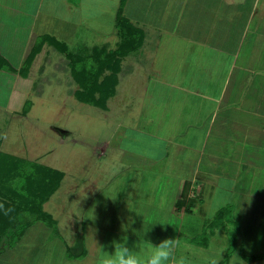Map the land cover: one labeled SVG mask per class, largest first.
<instances>
[{
  "label": "crops",
  "instance_id": "crops-1",
  "mask_svg": "<svg viewBox=\"0 0 264 264\" xmlns=\"http://www.w3.org/2000/svg\"><path fill=\"white\" fill-rule=\"evenodd\" d=\"M55 1L59 3L0 0L2 73L21 70L28 55L41 45L32 65L39 62L51 43L48 33L38 31V20L44 3L51 4L49 13L57 17ZM125 3L121 0L115 22L121 14L127 21L123 34L136 35L139 45L122 57L116 90L122 78L144 67L146 61H154L159 69L149 78L144 103L141 134L145 143L134 141L132 149L119 146L124 153L121 165L125 168L121 169L126 172L108 178L110 190L118 192L110 208H92L65 232H55V225L40 222L46 225L42 226L47 233L45 242H56L63 264H95L100 249L112 253V241L125 236L132 250L140 242L158 245L172 239L178 241L176 258L183 256L186 264H221L219 256L226 249L220 231L229 217L217 215L231 206L227 196L241 191L239 183L246 181L261 182L264 195V0H147L132 14L123 12ZM79 22L77 31L86 26ZM67 42L64 48L87 51L86 47L97 46ZM145 47L155 48L152 57ZM125 58L135 62L125 65ZM14 73V83L0 105L8 112L18 109V85L27 79ZM21 94L24 100L26 91ZM136 145L143 148L140 155ZM143 146L150 148L148 153ZM121 181L125 184L116 189ZM242 191L243 196L252 193ZM97 211L105 214L99 217ZM36 224L21 239L29 237L30 229L39 230ZM221 238L223 248L219 246L211 253L214 257L210 256L213 240ZM29 240L27 248L38 243Z\"/></svg>",
  "mask_w": 264,
  "mask_h": 264
},
{
  "label": "rangeland",
  "instance_id": "rangeland-1",
  "mask_svg": "<svg viewBox=\"0 0 264 264\" xmlns=\"http://www.w3.org/2000/svg\"><path fill=\"white\" fill-rule=\"evenodd\" d=\"M58 1L59 3L54 2L57 17H52L49 13L51 4L44 3L37 24L38 31L43 30L42 34L48 33V39H53H50L51 45L52 42L55 45L48 47L47 44L39 62L30 66L26 76L22 69H6L5 73L0 69V105L4 103L10 84L14 83L13 72H22V76L27 78L23 84L18 85L19 97L15 105L18 109L8 112L0 106V154H8L17 161H27L28 169L37 164L56 169L62 172L63 176L53 185L54 189L51 191L50 185H33L32 188H41L37 193L39 198L37 195L34 197V203L43 208V211L41 215L35 216V219L32 218L33 215H29L34 219L32 224L38 223L36 225L40 229H30L29 237L19 239L15 236L16 224L13 225V230L11 228L0 239V264H63L54 247L56 242H45V224L49 223L52 227L55 225V232H65L74 220L85 219L92 208H110L118 192L110 190L108 178L126 172L121 169L125 168V165H121L124 153L119 146L126 149L131 147L134 141L145 143L141 134V120H144L146 111L144 103L151 84L149 78L151 75L155 77L159 72L155 62L146 61L144 67L142 65L134 73L132 70L122 78L117 90L114 87L113 94L106 100L103 99L106 106L102 108L78 99L75 92L80 86L73 76L72 69V64L77 66V59L83 60V56L90 54L96 46L90 49L86 47L87 51L82 47L77 49L69 46L75 51H70L69 47L64 48V42L75 44L78 41L77 33L81 36L80 42H77L81 46L94 44L102 47L107 44L110 49L118 47L121 37L118 35L120 27L118 22L116 24L115 17L121 0H66L71 5ZM146 2L147 0H126L123 12L132 14L133 10ZM139 12L141 17L142 11ZM79 19L86 26L77 31ZM136 26L135 31H138ZM145 48L149 52L147 56L152 57L153 54L150 53H154L155 48L151 51L150 48ZM139 51L142 50L139 49L135 53L139 55ZM142 55L145 53L142 52ZM125 62L126 65L135 61L133 58H125ZM158 65L162 69V66ZM112 73V69H106L100 80L105 81V77L108 78ZM25 91L26 98L20 100L21 92ZM96 96L99 97V94ZM27 101L29 102L24 112ZM147 144L152 146V143ZM145 146L143 147L148 153L147 149L150 148ZM142 149L136 145L138 155ZM9 169L7 162H0V182L3 177L12 179L19 176V172ZM10 184L11 181L4 184L6 187H2V184L0 186V190L1 187L4 188L3 191L7 190V196H13ZM122 184L125 182L121 181L116 189ZM239 184L243 185L242 190L246 189V194L250 191L252 193L243 196L242 190H235L234 194L227 196L230 205L235 207L230 208L225 217H229V221L222 224L225 226L223 231H220L221 235L224 234L223 242L222 238L221 241L213 240L214 244L208 254L214 257L215 253H211L217 252L219 246H224L226 252L219 256L223 259L221 264H228V261L229 264H264V195L260 188L261 182L246 181ZM252 185L256 187V191L252 190ZM221 198L223 201L226 199L225 196ZM5 199L0 191V202H9ZM97 204L101 207H97ZM236 209H239L238 213ZM96 214L101 216L99 211ZM109 216L111 214L107 220ZM2 217L4 216L0 210L1 220ZM55 220L56 222L52 223ZM2 223L0 222V231L3 228ZM57 226L59 229H56ZM30 238L36 239L33 240L34 244L38 243L31 246L32 248H27L25 245L31 241ZM219 242L225 244L221 246Z\"/></svg>",
  "mask_w": 264,
  "mask_h": 264
},
{
  "label": "trees",
  "instance_id": "trees-1",
  "mask_svg": "<svg viewBox=\"0 0 264 264\" xmlns=\"http://www.w3.org/2000/svg\"><path fill=\"white\" fill-rule=\"evenodd\" d=\"M126 23L127 21L120 14L118 17V27H120L121 41L116 49L110 50L106 46H96L90 54L83 56V60L77 59V66L72 64L73 76L80 86V89L75 93L80 101L104 108L106 104L104 105L103 99L106 100L115 91L114 87L117 85L118 73L121 70L122 57L136 49L139 45L137 42L138 37L136 38V35L134 36L131 32L128 34L126 33L127 36L123 34L126 32V28L123 27ZM50 39L47 40L50 42ZM40 47L41 45L29 54L24 66L21 68L22 72H24V76L28 73L33 59L38 54ZM106 69H112L113 73L110 74L108 78L105 77V81L104 79L102 81L100 79ZM96 94H99V97H97ZM28 102L29 101L24 105V112ZM0 162H7L8 168H10L9 170L12 169L14 172H19V176L12 177V179L10 177L2 178L1 175L2 181L0 182V186L2 184V187H6L4 184H9V181H11L10 192L13 196H7V190L3 191L4 188L2 187L0 191H2V196L6 198L5 200L9 201L4 203L5 207H10L13 211L7 216L4 215L2 211L4 217H2V220L0 219V222H3L1 224L3 228H1L0 231V239L2 235L4 236L7 234L11 228L13 230V225L15 224V236L21 239L30 226L33 225L32 222L35 219V216L37 217L41 215L43 211V208H39L40 206L34 203V197L36 198L37 195L39 198L37 193L41 188H32L33 185H50L51 187L49 191H51L54 189L53 185H56V183L62 178L63 173L56 169L52 170L37 164H33L32 167L28 169L29 166L27 161L14 160L8 154H0ZM26 180H30V182H26ZM14 206L15 208H13ZM230 208L232 207L227 206L221 210L217 215L218 218H225V215L228 214ZM29 214L33 215L32 218L34 219H32ZM245 258L247 259L249 257Z\"/></svg>",
  "mask_w": 264,
  "mask_h": 264
},
{
  "label": "clouds",
  "instance_id": "clouds-1",
  "mask_svg": "<svg viewBox=\"0 0 264 264\" xmlns=\"http://www.w3.org/2000/svg\"><path fill=\"white\" fill-rule=\"evenodd\" d=\"M0 210L4 215L13 211L10 207H5L0 202ZM177 240L165 239L158 245L150 242H140L135 245L137 250H132L127 246V237H122L119 241H112L114 251L107 253L100 249L96 264H186V259L181 256L176 258ZM213 264H216L213 261Z\"/></svg>",
  "mask_w": 264,
  "mask_h": 264
},
{
  "label": "built area",
  "instance_id": "built-area-1",
  "mask_svg": "<svg viewBox=\"0 0 264 264\" xmlns=\"http://www.w3.org/2000/svg\"><path fill=\"white\" fill-rule=\"evenodd\" d=\"M193 196H197L198 192H192Z\"/></svg>",
  "mask_w": 264,
  "mask_h": 264
}]
</instances>
